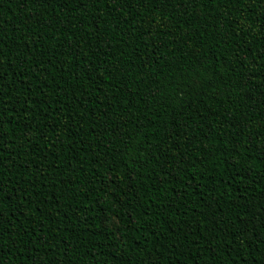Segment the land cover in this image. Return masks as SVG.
<instances>
[{
  "label": "trees",
  "instance_id": "16d2710c",
  "mask_svg": "<svg viewBox=\"0 0 264 264\" xmlns=\"http://www.w3.org/2000/svg\"><path fill=\"white\" fill-rule=\"evenodd\" d=\"M0 264H264V0H0Z\"/></svg>",
  "mask_w": 264,
  "mask_h": 264
}]
</instances>
